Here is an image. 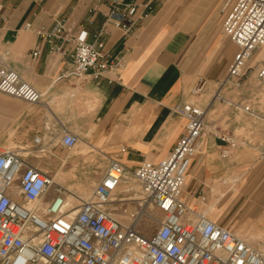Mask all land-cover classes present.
<instances>
[{
	"label": "crops",
	"instance_id": "1",
	"mask_svg": "<svg viewBox=\"0 0 264 264\" xmlns=\"http://www.w3.org/2000/svg\"><path fill=\"white\" fill-rule=\"evenodd\" d=\"M120 1H150L149 18L126 38L104 24V0H0V55L40 94L38 103L29 104L0 93V152L29 148L39 137L46 147L42 159L55 160L65 129L106 163L101 178L110 160L131 172L172 150L184 134L174 109L191 99L198 79L208 86L221 81L238 51L222 33L228 0ZM57 19L74 33L86 32L90 43L101 33L100 51L118 56L119 69L99 79L68 76L69 67L49 54L38 35ZM209 100L198 104L204 107ZM209 121L188 162L180 199L264 254V125L235 123L230 116ZM240 130L250 136H239ZM213 133L233 137L237 147Z\"/></svg>",
	"mask_w": 264,
	"mask_h": 264
},
{
	"label": "built area",
	"instance_id": "2",
	"mask_svg": "<svg viewBox=\"0 0 264 264\" xmlns=\"http://www.w3.org/2000/svg\"><path fill=\"white\" fill-rule=\"evenodd\" d=\"M104 2L108 5L104 24L117 29L122 38L150 16V1ZM222 13L223 36L238 51L206 106L188 100L174 109L184 121V134L159 162L143 161L129 172L110 160L84 199L28 160L42 159L46 153L39 137L29 148L0 152V264H264L263 253L180 199L188 162L207 132V112L215 100H222L220 90L240 88L252 61L259 64L257 78L264 80V0H228ZM38 35L46 40L49 54L69 67L68 76L91 74L99 79L120 67L118 56L100 51L101 33L90 43L86 32L74 33L57 19ZM207 86L206 80L198 79L190 98L203 95ZM0 93L29 104L40 101L39 92L6 66L1 55ZM240 110L252 114L248 106ZM213 136L237 147L231 136ZM79 142L78 135L62 129L57 144L71 150ZM220 155L225 158L228 152ZM129 181L138 185V195L128 187ZM143 225L154 226L153 233L145 234Z\"/></svg>",
	"mask_w": 264,
	"mask_h": 264
},
{
	"label": "rangeland",
	"instance_id": "3",
	"mask_svg": "<svg viewBox=\"0 0 264 264\" xmlns=\"http://www.w3.org/2000/svg\"><path fill=\"white\" fill-rule=\"evenodd\" d=\"M250 68L246 72V77L243 85L240 88H233L226 86L220 90L219 95L222 100L218 99L212 104L210 108L209 117L205 119L206 125L209 120L230 116V121L240 123H252L254 121L261 122L264 125V80L257 78V71L259 64L257 62H250ZM217 86L210 84L207 86L203 95L191 98L190 100L196 102H206L216 94ZM248 106L252 114H240L235 107L243 108ZM220 116V117H219ZM252 116V117H251ZM210 122V121H209ZM261 138L264 144V130ZM239 136L248 138L250 132L238 131ZM84 154H80L81 151ZM57 159H35L29 158L31 163L38 164L40 167L46 169L52 176L56 183L62 184L71 192H75L79 197L87 198L92 188L98 182L101 172L104 170L106 163L102 161L97 155L96 151L91 148H86V144L81 141L71 150H64L62 148L57 150ZM130 187L135 194L138 195L139 187L136 183L129 181ZM119 214L120 211H115ZM145 234L150 235L154 231V226H144ZM141 228V229H142Z\"/></svg>",
	"mask_w": 264,
	"mask_h": 264
},
{
	"label": "bare ground",
	"instance_id": "4",
	"mask_svg": "<svg viewBox=\"0 0 264 264\" xmlns=\"http://www.w3.org/2000/svg\"><path fill=\"white\" fill-rule=\"evenodd\" d=\"M86 148H89V147H86ZM85 151H86V150H84V151H81V152H80V154H84V153H85Z\"/></svg>",
	"mask_w": 264,
	"mask_h": 264
}]
</instances>
